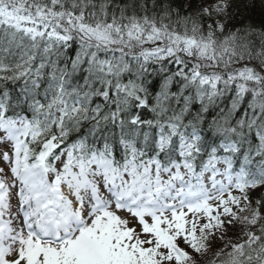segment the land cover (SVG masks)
Returning a JSON list of instances; mask_svg holds the SVG:
<instances>
[{
    "label": "snow or ice",
    "instance_id": "6c2138e0",
    "mask_svg": "<svg viewBox=\"0 0 264 264\" xmlns=\"http://www.w3.org/2000/svg\"><path fill=\"white\" fill-rule=\"evenodd\" d=\"M0 264H264V0H0Z\"/></svg>",
    "mask_w": 264,
    "mask_h": 264
}]
</instances>
